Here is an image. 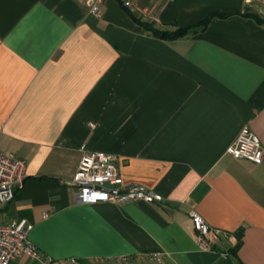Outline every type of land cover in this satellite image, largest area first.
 <instances>
[{
	"label": "crops",
	"instance_id": "0c3cea01",
	"mask_svg": "<svg viewBox=\"0 0 264 264\" xmlns=\"http://www.w3.org/2000/svg\"><path fill=\"white\" fill-rule=\"evenodd\" d=\"M134 1L145 15L119 0L99 16L85 0H0V148L26 161L0 219L31 223L54 264H264V160L226 152L244 125L264 148V22L250 14L264 0ZM213 12L172 40L139 22L192 28ZM82 145L164 201L80 203Z\"/></svg>",
	"mask_w": 264,
	"mask_h": 264
},
{
	"label": "built area",
	"instance_id": "2783aa9c",
	"mask_svg": "<svg viewBox=\"0 0 264 264\" xmlns=\"http://www.w3.org/2000/svg\"><path fill=\"white\" fill-rule=\"evenodd\" d=\"M107 0H85L89 11L99 16ZM127 8L135 9L144 15L147 11L139 7L134 0H119ZM82 156L70 184L76 189L80 203L143 201L147 203L163 202L162 194L137 183L125 182L120 168L119 158L105 151H89L81 146ZM226 152L235 158H243L260 164L264 160V148L260 137L244 125L236 140ZM26 161L12 152L0 148V203H9L14 199L17 189L24 186ZM191 222L195 234L207 245L215 242L220 231L213 228L205 218L194 211ZM33 225L26 219H0V264H11L20 255L31 258L36 264H54V259L38 249L29 239ZM150 259L162 262L163 256L153 254ZM73 264H79L71 260Z\"/></svg>",
	"mask_w": 264,
	"mask_h": 264
},
{
	"label": "trees",
	"instance_id": "16d2710c",
	"mask_svg": "<svg viewBox=\"0 0 264 264\" xmlns=\"http://www.w3.org/2000/svg\"><path fill=\"white\" fill-rule=\"evenodd\" d=\"M251 16L253 18H255L258 22H264V17L260 16L257 13H250ZM214 16H222V14H219L217 12H213L212 14H210L205 20H203L200 24H207L210 19H212ZM139 22L145 27V29H147L148 31H150L152 34H154L155 36L164 39V40H172V39H178L181 38L185 35H187L189 33V29L191 27H187V28H176L174 30H162V29H158L155 28L151 23L148 22H144V21H140Z\"/></svg>",
	"mask_w": 264,
	"mask_h": 264
},
{
	"label": "water",
	"instance_id": "95a60500",
	"mask_svg": "<svg viewBox=\"0 0 264 264\" xmlns=\"http://www.w3.org/2000/svg\"><path fill=\"white\" fill-rule=\"evenodd\" d=\"M205 29V25H199V26H195L189 29L190 32H197L200 30H204Z\"/></svg>",
	"mask_w": 264,
	"mask_h": 264
},
{
	"label": "rangeland",
	"instance_id": "374dc122",
	"mask_svg": "<svg viewBox=\"0 0 264 264\" xmlns=\"http://www.w3.org/2000/svg\"><path fill=\"white\" fill-rule=\"evenodd\" d=\"M259 11L264 16V8H259Z\"/></svg>",
	"mask_w": 264,
	"mask_h": 264
}]
</instances>
